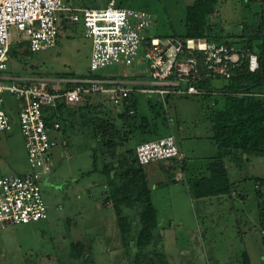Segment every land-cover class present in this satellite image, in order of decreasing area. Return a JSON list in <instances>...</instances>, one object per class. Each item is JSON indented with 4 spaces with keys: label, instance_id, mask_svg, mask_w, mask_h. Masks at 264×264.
<instances>
[{
    "label": "rangeland",
    "instance_id": "obj_1",
    "mask_svg": "<svg viewBox=\"0 0 264 264\" xmlns=\"http://www.w3.org/2000/svg\"><path fill=\"white\" fill-rule=\"evenodd\" d=\"M115 1L123 7L152 13L151 34L179 36L184 31L186 8L195 0ZM204 1L212 11L215 29L233 35L231 40L238 39L236 35L245 25L256 30L261 17L264 20V0ZM105 2L71 0L75 7ZM57 27L56 44L36 52L18 46L24 41L16 28L10 27L15 54L9 55L5 73L12 77L121 78L119 65L89 69L91 40L84 37L81 22L66 19L58 21ZM223 82L217 78L211 83L220 87ZM134 97L141 114L150 117L151 124L157 123V135L173 134L185 156L182 162L170 158L143 166L157 220L150 243L139 253L133 241L123 244L113 200L105 199L109 194L108 177L101 168L109 160L108 155L91 127L74 115L72 125L60 124L61 129L53 133L58 144L50 151L51 171L41 181L47 217L0 228V264H152L153 250L163 256L166 264H264V222L259 217L255 186L258 178L264 179V153L239 152L236 162L224 157L231 191L196 197L193 182L209 176V162L218 152L201 96L169 94L166 103L154 94L135 93ZM89 99L92 104L101 103L96 111L106 113L110 119L122 110L103 96L90 95ZM21 103L13 95L4 96L3 107L11 116V129L0 132V175L29 171L17 121ZM155 114L157 121L153 119ZM164 118L168 126L161 124ZM129 143L126 146L134 145ZM176 172L181 176L174 180ZM123 213L135 219L133 239L139 228L138 215L125 207ZM76 242L84 246L81 256L74 258L70 253L75 252Z\"/></svg>",
    "mask_w": 264,
    "mask_h": 264
},
{
    "label": "built area",
    "instance_id": "obj_2",
    "mask_svg": "<svg viewBox=\"0 0 264 264\" xmlns=\"http://www.w3.org/2000/svg\"><path fill=\"white\" fill-rule=\"evenodd\" d=\"M66 19L81 22L84 37L91 40L89 69L119 65L121 78L5 74L12 46L10 27L16 28L30 52H36L56 44L57 23ZM153 21L149 11L118 6L115 0L90 7H75L71 0H0V132L11 129L3 105L4 96L13 95L22 101L17 121L29 166L26 173L0 176V228L47 217L41 181L51 171L50 151L58 144L53 133L60 130V122L48 125L44 116L55 110L59 99L75 107L97 95L122 107L130 94L138 93L158 95L166 103L169 94L201 93L198 85L205 79L228 80L241 67L249 72L258 69L257 55L233 42L160 37L150 33ZM135 154L140 165L184 160L173 134L138 143Z\"/></svg>",
    "mask_w": 264,
    "mask_h": 264
},
{
    "label": "trees",
    "instance_id": "obj_3",
    "mask_svg": "<svg viewBox=\"0 0 264 264\" xmlns=\"http://www.w3.org/2000/svg\"><path fill=\"white\" fill-rule=\"evenodd\" d=\"M116 5L122 6L119 2H116ZM210 13L212 11L204 0H195L186 8L183 33L179 36L160 37L180 38L183 41L188 38H200L216 43H238L240 45L238 47L257 55L258 69L249 72L245 67H241L231 79L223 80L220 87L213 86L209 79L203 80L198 85L202 92L195 95L201 96L203 105L207 108L211 138L218 152L209 162V176L193 182V186L197 187L196 197L225 194L231 191L224 157L228 156L236 162L239 152L264 153V20L261 17L256 30L245 25L242 32L236 35L238 39L231 40L229 37L232 38L233 35L215 29ZM24 43L25 41L18 46H24ZM25 49L29 51L26 46ZM12 54H15L13 46L10 49V55ZM88 100L71 108L59 99L55 110L45 113L44 117L48 125L54 120L59 121L60 124L72 125L73 116L77 115L83 124L86 123L91 127L94 138L101 143L100 148L109 158L101 168V172L108 177L109 194L105 199L111 197L113 200L123 244L127 245L129 241H133L139 253L154 238L153 232L157 227V220L147 175L144 165L137 162L135 146L140 142L164 135H157V123L151 124L150 117L141 114L134 94H130L123 103L122 110L113 119L108 118L106 113L96 111L98 108L101 109V103L92 104ZM147 104L152 108L150 101H147ZM130 110L133 112L130 113ZM158 118L156 114L153 116L155 121ZM161 124L169 125L166 118L161 120ZM61 127L60 125V129ZM129 142H133L134 145L126 146L130 144ZM255 186L259 217L263 223L264 179L258 178ZM123 207L135 210L138 215L139 228L133 239L131 237L135 235L133 232L135 219L129 214H124ZM83 246V243L76 242L75 252L70 253L71 256L74 258L81 256ZM152 255L154 258L152 264H166L159 252L153 250Z\"/></svg>",
    "mask_w": 264,
    "mask_h": 264
},
{
    "label": "crops",
    "instance_id": "obj_4",
    "mask_svg": "<svg viewBox=\"0 0 264 264\" xmlns=\"http://www.w3.org/2000/svg\"><path fill=\"white\" fill-rule=\"evenodd\" d=\"M24 46H26L25 45V43H24ZM7 76H10L9 74H7V73H5ZM31 76H36V75H31ZM40 76V75H39ZM11 77V76H10ZM27 77H30V76H27ZM57 77V76H56ZM59 77V76H58ZM60 78H74V77H65V76H60ZM8 80H6V82H7ZM22 104V103H21ZM70 107H72V106H70ZM75 107H77V106H75ZM20 108V107H19ZM19 110V109H18ZM8 113V112H7ZM9 114V113H8ZM10 116V115H9ZM10 118H11V116H10ZM184 158H185V156H184ZM0 176H2V175H0ZM180 176H181V174L179 173V172H176L175 173V177H174V180H176L177 178H180ZM212 196V195H211Z\"/></svg>",
    "mask_w": 264,
    "mask_h": 264
}]
</instances>
